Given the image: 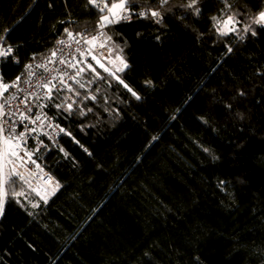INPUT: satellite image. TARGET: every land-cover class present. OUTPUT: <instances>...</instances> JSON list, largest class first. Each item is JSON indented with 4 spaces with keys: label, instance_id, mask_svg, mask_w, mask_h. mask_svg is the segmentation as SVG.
<instances>
[{
    "label": "trees",
    "instance_id": "obj_1",
    "mask_svg": "<svg viewBox=\"0 0 264 264\" xmlns=\"http://www.w3.org/2000/svg\"><path fill=\"white\" fill-rule=\"evenodd\" d=\"M190 4L133 0L162 20L107 26L139 99L99 67L55 94L72 134L43 163L60 187L44 201L8 179L0 264H264V0ZM102 15L89 0H0L4 82ZM229 15L240 33L221 35Z\"/></svg>",
    "mask_w": 264,
    "mask_h": 264
},
{
    "label": "built area",
    "instance_id": "obj_2",
    "mask_svg": "<svg viewBox=\"0 0 264 264\" xmlns=\"http://www.w3.org/2000/svg\"><path fill=\"white\" fill-rule=\"evenodd\" d=\"M131 8L133 13L148 10V8H136L132 6ZM104 13L107 14V11L105 10ZM142 18L145 17L133 14L130 21L122 22H131ZM154 19L157 21V18ZM159 20H162V14ZM99 33H104V35L99 36L95 46L86 43V40L91 39L93 36H98ZM71 34V36L68 33L58 38L57 44L53 49L57 53L56 56L52 55V51L47 57L35 62L29 70V73H34V75L28 73L23 80L20 79L16 82L18 87L9 89L8 92L4 93L3 97H0V104L5 105L4 111L7 113L6 116L0 118V124H4L5 128H13L14 132L12 135L14 137L23 134V139H13L12 142V148L18 153L19 158L6 155L3 159H0L2 174L16 178L44 201L52 198L60 187L57 179L43 163L44 156L50 153L60 138L71 136L72 134L70 129L49 109L50 101L58 93L57 89H60L59 92H61L68 88L66 85L71 86L75 83L69 77L75 75L76 69L69 68L67 63H61L60 61H87V63H91L94 67L101 68L92 59L93 56H96L106 67L115 71L122 79V72L118 71L121 66L119 61L113 63L119 51L111 40L107 39L110 36L107 27L101 28L98 24L94 30L74 31ZM59 41H64V43H59ZM101 44H103V47L100 46ZM0 48L7 47L0 45ZM88 49H91V55L87 54ZM81 53L84 54L82 55ZM41 65L44 67H41ZM77 67L86 68V64L80 63ZM101 69L109 74L103 68ZM62 75L63 81H61ZM53 77H56V79L54 80ZM13 81H16V79ZM49 82L50 85H54L50 94L51 99L48 98V88L42 87V85ZM5 99H7V103ZM21 114L26 115L28 119L21 120ZM37 117H39L38 120L36 119ZM32 120L36 122L33 124ZM32 129H35V131H32ZM8 135L7 131L0 134V154L5 153L6 146L3 143V137ZM13 168L23 176V179L11 175ZM3 191L6 192V184L3 185ZM4 206L5 202L3 208Z\"/></svg>",
    "mask_w": 264,
    "mask_h": 264
},
{
    "label": "snow or ice",
    "instance_id": "obj_3",
    "mask_svg": "<svg viewBox=\"0 0 264 264\" xmlns=\"http://www.w3.org/2000/svg\"><path fill=\"white\" fill-rule=\"evenodd\" d=\"M89 2L91 4H93L94 6L99 7V10L101 12H104L105 10L107 11V15H102L100 17V20L98 21L99 25L101 28L107 27L109 25H115V24H119L122 21H130L132 18V15L135 14L137 16L140 17H147V16H151L154 18H157V22L159 23L160 20V12L157 10H152L151 8H149L147 11H141V12H137V13H133L132 12V8L131 5L133 3V0H112V2H109V0H89ZM161 3H167V0H160ZM197 2V0H192V4L189 5V7L195 5ZM228 7L230 8L231 5H228ZM197 12H199V9H196ZM215 19V18H214ZM223 23V27L218 28V31L221 33V35H227L229 32H234L235 28L230 27V25L238 23V21L236 20L234 15H229L227 17V19L225 21L222 22ZM253 23L254 24H259L261 26H264V11L259 12L256 17L253 19ZM251 30L252 34L255 35V31L252 30L251 25H248L246 28V31ZM65 31L67 32L68 30L65 29ZM72 34L69 33V36H71ZM104 35V33H99L98 36H93L91 39L86 40V43L89 45H93L95 46L97 40L99 39V36ZM108 40H111L112 38L109 36L107 37ZM59 43H64V41H59ZM101 47H103V44L100 45ZM79 51V49H78ZM12 48L9 46L7 48H0V58H8L10 55H12ZM82 55L84 53H81ZM88 55H91V49H88L87 52ZM53 56H56L57 53L55 51H53L52 53ZM93 60L96 61L97 64H99V66L101 68H103L106 72H108L111 76L115 77V79L117 81H119V83L123 84V86L125 88H127L130 92H132V94L134 96H136V93L132 91V89L129 87L128 84H126L119 75L116 74L115 71H112L111 69H109L108 67H106V65L104 63L101 62V60L96 57L93 56L92 57ZM116 61H119V64L121 65L118 69L119 72H124L125 69H127L129 67L127 61L125 60V58L123 56H117L116 60L113 61V63H116ZM54 62V61H53ZM61 63H67L69 68H73L76 69L75 75H72L71 77H69L70 79L74 80L77 84L80 85L81 88L85 87V85L83 83L80 82V80L78 79V77H81L82 74L86 71V70H90L91 72H95L96 76L99 77V73L96 72L95 67L91 64V63H87V61H76V62H71V61H65V60H61ZM80 63H85L86 64V68L84 67H77L78 64ZM26 67L28 69H31V65H26ZM41 67H44L43 65H41ZM30 75H34V73H29ZM21 79V77H17L16 81H13L11 83H6L3 80V75L0 74V97L4 96V93L8 92L9 89L11 88H15L18 87L17 85V81H19ZM53 79L55 80L56 77H53ZM61 81H63V75L61 76ZM54 85H50L49 83H46L44 85H42V87H46L48 88V92H49V99H51V92H52V87ZM70 90H71V86L70 85H66ZM60 89H57V92H59ZM76 95L79 96L80 93L76 92ZM14 98V97H13ZM137 99H139V96H136ZM84 99H88L87 96L84 97ZM91 99L95 100L96 97L92 96ZM5 102L7 103V99H5ZM56 107H64V105H55ZM4 104H0V118L4 117L7 115V113L4 111ZM73 110V104L72 103H68L66 105V111L71 112ZM21 120L24 119H28V117L24 114H21L20 116ZM37 120L39 119V117L36 118ZM36 121L32 120V123L34 124ZM5 123H7V121H5ZM5 131H7L9 133L8 136H4L3 137V143L6 146L5 148V153L4 154H0V159H3L4 156L6 155H10V156H15L18 157V153L12 148V142L13 139L16 140H21L23 139V134H21L20 136H16L14 137L12 135V133L14 132V129L11 127L5 128L4 124H0V134L4 133ZM32 131H35V129H32ZM61 131H63V129H61ZM70 135V133H69ZM29 155H31V153H29ZM19 158V157H18ZM14 163V162H13ZM11 175L17 176L20 179H23V176L17 172L15 170V168H13ZM8 179H10V176H5L2 174V165H0V215L3 214L4 208V202L6 199V192L3 191V185L6 184L8 182ZM22 194V193H21Z\"/></svg>",
    "mask_w": 264,
    "mask_h": 264
},
{
    "label": "rangeland",
    "instance_id": "obj_4",
    "mask_svg": "<svg viewBox=\"0 0 264 264\" xmlns=\"http://www.w3.org/2000/svg\"><path fill=\"white\" fill-rule=\"evenodd\" d=\"M262 11H264V9H263ZM226 19H227V17H226L225 19H223V20L220 22V24H219V28H220V27H223V23H222V22L225 21ZM230 27L235 28V31H234L235 34H239V33H240V31L238 30V28H239L238 23L232 24V25H230ZM245 28H246V27H245ZM245 30H246V29H245ZM242 32H243V31H242ZM229 33H232V32H229ZM244 33H245V31H244ZM118 51H119V50H118ZM118 55L121 56L120 52H118ZM40 199H41V198H40ZM40 199L33 198L29 193L24 192V193H22V195H21L20 201H21L24 205L29 206L30 208H35V207H37V206L40 205V203H41V200H40Z\"/></svg>",
    "mask_w": 264,
    "mask_h": 264
},
{
    "label": "flooded vegetation",
    "instance_id": "obj_5",
    "mask_svg": "<svg viewBox=\"0 0 264 264\" xmlns=\"http://www.w3.org/2000/svg\"><path fill=\"white\" fill-rule=\"evenodd\" d=\"M109 2H112V0H110Z\"/></svg>",
    "mask_w": 264,
    "mask_h": 264
},
{
    "label": "water",
    "instance_id": "obj_6",
    "mask_svg": "<svg viewBox=\"0 0 264 264\" xmlns=\"http://www.w3.org/2000/svg\"><path fill=\"white\" fill-rule=\"evenodd\" d=\"M110 1V0H109ZM108 14V13H107ZM107 14H105V15H107Z\"/></svg>",
    "mask_w": 264,
    "mask_h": 264
}]
</instances>
